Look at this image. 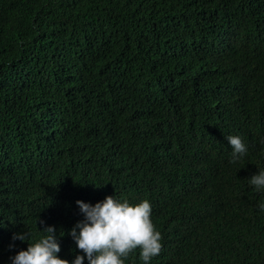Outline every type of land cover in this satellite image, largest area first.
<instances>
[{
    "label": "trees",
    "instance_id": "16d2710c",
    "mask_svg": "<svg viewBox=\"0 0 264 264\" xmlns=\"http://www.w3.org/2000/svg\"><path fill=\"white\" fill-rule=\"evenodd\" d=\"M260 171L264 0H0V264L46 226L72 264L108 196L150 202L149 264H264Z\"/></svg>",
    "mask_w": 264,
    "mask_h": 264
},
{
    "label": "clouds",
    "instance_id": "9594fccd",
    "mask_svg": "<svg viewBox=\"0 0 264 264\" xmlns=\"http://www.w3.org/2000/svg\"><path fill=\"white\" fill-rule=\"evenodd\" d=\"M232 147V162L235 163L247 151L239 136H228ZM250 184L259 191L264 188V171L253 175ZM84 219L71 230L78 249L85 255L76 256L72 264H84L85 256L89 264H125V259L137 248L144 264L158 256L162 250V236L156 230L152 219V207L149 201L130 205L127 200L118 201L108 196L94 206L77 201ZM264 211V203L259 205ZM43 223V221H39ZM79 229V232H77ZM39 240L32 243L31 230L15 233L12 240L28 242L27 250H21L11 258L12 264H70L66 259L58 257L61 251L56 238L54 226H46ZM14 245H10V248Z\"/></svg>",
    "mask_w": 264,
    "mask_h": 264
}]
</instances>
